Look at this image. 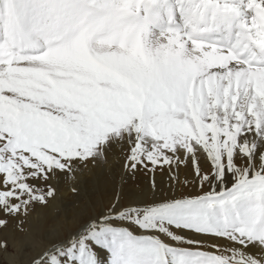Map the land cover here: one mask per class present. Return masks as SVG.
<instances>
[{
	"label": "snow or ice",
	"instance_id": "1",
	"mask_svg": "<svg viewBox=\"0 0 264 264\" xmlns=\"http://www.w3.org/2000/svg\"><path fill=\"white\" fill-rule=\"evenodd\" d=\"M115 151L149 191L32 264H264V0H0V230Z\"/></svg>",
	"mask_w": 264,
	"mask_h": 264
},
{
	"label": "bare ground",
	"instance_id": "2",
	"mask_svg": "<svg viewBox=\"0 0 264 264\" xmlns=\"http://www.w3.org/2000/svg\"><path fill=\"white\" fill-rule=\"evenodd\" d=\"M201 164L208 170L209 165L203 157ZM87 165V168L80 167L73 175L61 178L57 195L49 200L47 206L36 205L23 225L25 232L16 231L14 222L11 228L0 231L8 246L18 254L17 263L32 264L33 259L54 240L66 238L69 230L74 231L82 216L93 215L98 208L117 198L127 202L149 191L152 173L142 170L134 173L125 169L119 151L109 153L106 161L90 160ZM185 171L186 168L181 169L182 174ZM155 179L165 186V195H196L207 190L190 184L186 188L181 187L179 193H169L166 187L167 175L157 171ZM73 188L77 191L73 192ZM9 247L4 252L8 253ZM7 258L14 263L11 255H7Z\"/></svg>",
	"mask_w": 264,
	"mask_h": 264
},
{
	"label": "rangeland",
	"instance_id": "3",
	"mask_svg": "<svg viewBox=\"0 0 264 264\" xmlns=\"http://www.w3.org/2000/svg\"><path fill=\"white\" fill-rule=\"evenodd\" d=\"M208 163V162H207ZM81 167H85V168H87L88 167V165H86V166H81ZM79 169H80V167H79ZM147 171V170H144V169H137L134 173H137V172H139V171ZM150 172V171H149ZM73 178V177H72ZM13 222H14V224L16 223L15 221H11L10 222V224H9V226L7 227L8 229L9 228H11V226H12V224H13ZM13 227H14V225H13ZM7 228H5V229H7ZM5 229H3V230H5ZM3 230H0V231H3ZM0 234H2V233H0ZM0 241H6L1 235H0ZM9 246H8V243H7V248H8ZM5 251V249L3 250V249H0V264H12L13 262H11L8 258H7V255H11L12 257H13V260H14V263L13 264H23L22 262H20V263H17L18 262V260L16 259L17 257H18V254L16 253V251L15 250H13L11 247H9V252L8 253H6V252H4ZM5 254H4V253ZM24 252H26V251H24ZM26 253H29V252H26ZM22 260V259H21ZM16 261V262H15Z\"/></svg>",
	"mask_w": 264,
	"mask_h": 264
}]
</instances>
